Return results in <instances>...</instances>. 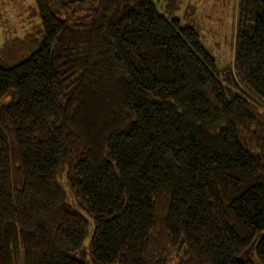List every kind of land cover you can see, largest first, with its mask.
<instances>
[{"label":"trees","instance_id":"16d2710c","mask_svg":"<svg viewBox=\"0 0 264 264\" xmlns=\"http://www.w3.org/2000/svg\"><path fill=\"white\" fill-rule=\"evenodd\" d=\"M185 1L0 0V264H264V0Z\"/></svg>","mask_w":264,"mask_h":264},{"label":"rangeland","instance_id":"374dc122","mask_svg":"<svg viewBox=\"0 0 264 264\" xmlns=\"http://www.w3.org/2000/svg\"><path fill=\"white\" fill-rule=\"evenodd\" d=\"M152 2L157 11L163 14L160 0H152ZM186 5L197 7L204 18L209 17L200 23L202 45L216 59L218 69L226 67L231 57L230 42L236 22V0H186L183 6ZM181 17L182 12L178 15V18ZM84 247L87 251L88 240ZM75 257L80 258V255Z\"/></svg>","mask_w":264,"mask_h":264}]
</instances>
